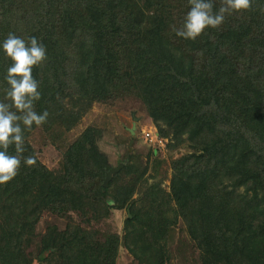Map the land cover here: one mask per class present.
I'll use <instances>...</instances> for the list:
<instances>
[{
	"label": "trees",
	"instance_id": "trees-1",
	"mask_svg": "<svg viewBox=\"0 0 264 264\" xmlns=\"http://www.w3.org/2000/svg\"><path fill=\"white\" fill-rule=\"evenodd\" d=\"M214 3L218 10L221 0ZM189 10V0H0V101L10 103L13 62L2 48L9 33L46 47V61L33 69L35 110L49 113L43 132L72 128L92 102L140 99L159 134L191 149L172 162L168 197L198 264H264V0H250L195 41L173 31ZM28 134L25 157L35 154ZM98 136L84 129L62 154L60 174L37 158L0 185V264H115L121 244L145 254L149 231L139 228L135 185L116 187L107 201L120 168L104 186L115 166ZM40 205L76 211L83 223L48 228L32 259L24 244ZM106 206L130 212L121 237L93 226Z\"/></svg>",
	"mask_w": 264,
	"mask_h": 264
},
{
	"label": "rangeland",
	"instance_id": "rangeland-1",
	"mask_svg": "<svg viewBox=\"0 0 264 264\" xmlns=\"http://www.w3.org/2000/svg\"><path fill=\"white\" fill-rule=\"evenodd\" d=\"M82 114L70 129L56 127L46 133L41 126H35L28 131V140L38 160L48 169L59 172L65 149L84 129L90 127L98 133L97 145L110 165H121L120 172L110 181L108 188L111 192L106 199L109 201L113 197L116 187L134 184L135 192L131 200L140 209L143 223H149V227L142 224L139 228H147L149 233L145 241V254H134L121 244L115 264H152L153 257L157 261L165 260V264H198V250L184 223L180 217H176L173 210L175 205L168 197L172 162L191 151L187 143L176 144L170 136L159 134L144 104L134 96L92 102ZM132 114L136 117L134 121ZM133 122L135 129L130 133ZM151 128L162 139L161 143L145 139L144 132ZM39 209L34 225L35 234L29 236L24 244V252L32 259L36 255L40 237L48 228L63 229L68 224L83 223L76 211L65 209L63 213L56 214L43 205ZM146 210L148 213L144 214ZM102 215L105 216L93 222V226L100 233L115 232L121 237L126 227L125 218L130 216L129 210L106 206ZM49 262L57 264L54 260Z\"/></svg>",
	"mask_w": 264,
	"mask_h": 264
},
{
	"label": "clouds",
	"instance_id": "clouds-1",
	"mask_svg": "<svg viewBox=\"0 0 264 264\" xmlns=\"http://www.w3.org/2000/svg\"><path fill=\"white\" fill-rule=\"evenodd\" d=\"M187 12L180 28L173 27L177 37L195 41L208 28L217 29L227 15L250 8V0H221L218 10L214 0H189ZM2 48L12 64L7 69L5 80L10 86L5 99L0 101V185L7 184L18 174L21 164L35 166V154L24 156L25 131H31L33 125H44L49 117L48 111L37 113L35 104L41 99L39 82L33 76V69L42 66L47 59L46 47L36 37L28 41L9 33ZM14 147L15 155L9 154Z\"/></svg>",
	"mask_w": 264,
	"mask_h": 264
},
{
	"label": "water",
	"instance_id": "water-1",
	"mask_svg": "<svg viewBox=\"0 0 264 264\" xmlns=\"http://www.w3.org/2000/svg\"><path fill=\"white\" fill-rule=\"evenodd\" d=\"M132 119H133V121H134V119H136V117H135L134 114H132ZM134 129H135V122H133L132 127L130 128V133H133V132H134ZM120 166H121V165L119 164L118 166L111 167V168H109V169L106 171L105 176H104V178H103V185H104V186H107V185H108V182H109V180H110L111 177H112V174L115 173L116 171H118L119 168H120Z\"/></svg>",
	"mask_w": 264,
	"mask_h": 264
},
{
	"label": "built area",
	"instance_id": "built-area-1",
	"mask_svg": "<svg viewBox=\"0 0 264 264\" xmlns=\"http://www.w3.org/2000/svg\"><path fill=\"white\" fill-rule=\"evenodd\" d=\"M153 130V131H152ZM144 137L150 142H159L161 143L162 139L158 137V134L155 133V129L147 130L144 132Z\"/></svg>",
	"mask_w": 264,
	"mask_h": 264
}]
</instances>
